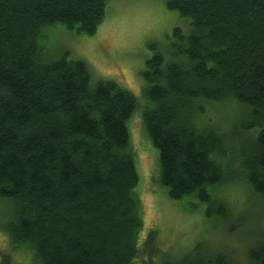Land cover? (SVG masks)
I'll return each instance as SVG.
<instances>
[{
  "label": "trees",
  "instance_id": "trees-1",
  "mask_svg": "<svg viewBox=\"0 0 264 264\" xmlns=\"http://www.w3.org/2000/svg\"><path fill=\"white\" fill-rule=\"evenodd\" d=\"M113 1L0 0V264H264V0H149L179 22L138 98L52 48L56 29L93 38ZM136 116L156 185L210 229L181 250L144 233ZM220 236L242 238L238 263Z\"/></svg>",
  "mask_w": 264,
  "mask_h": 264
},
{
  "label": "rangeland",
  "instance_id": "rangeland-1",
  "mask_svg": "<svg viewBox=\"0 0 264 264\" xmlns=\"http://www.w3.org/2000/svg\"><path fill=\"white\" fill-rule=\"evenodd\" d=\"M158 5L149 0L113 1L105 21L93 38H74L56 29L52 48H58L59 52L68 50L72 59L85 62L96 82L113 81L121 84L138 98L143 87L141 72L145 61L152 55L148 45L162 44L166 34L179 22L177 16L174 18L166 14L161 5ZM229 112L228 108H213L208 111L207 117L220 123L219 121L231 117L232 113ZM129 129L142 181L138 204L144 221V233L147 229L154 228L163 239L160 243L163 249L169 248L172 241L178 238L181 250L193 243L202 232L207 234V231H210L206 226L202 208L194 212H182L178 204L166 200L163 191L154 181L158 172L157 153L143 135L139 116L131 121ZM224 190L230 207L239 212L243 208L245 188L241 185H228ZM209 237L210 234L206 236V240ZM222 240L224 244L229 245L227 251L233 252L231 257L238 263L241 255L238 257L235 252L242 246V238L235 241L233 237H224ZM0 249H7L5 237L1 232ZM176 252H180L179 248H176Z\"/></svg>",
  "mask_w": 264,
  "mask_h": 264
}]
</instances>
